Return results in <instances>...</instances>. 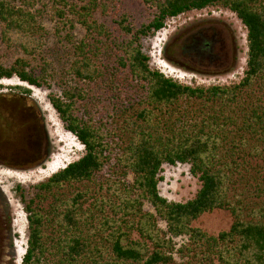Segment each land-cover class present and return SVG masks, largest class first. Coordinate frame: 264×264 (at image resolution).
Masks as SVG:
<instances>
[{
  "label": "trees",
  "instance_id": "1",
  "mask_svg": "<svg viewBox=\"0 0 264 264\" xmlns=\"http://www.w3.org/2000/svg\"><path fill=\"white\" fill-rule=\"evenodd\" d=\"M45 1L53 2L50 18L70 29L67 71L74 86L49 63L38 67L29 60L48 33L41 24ZM80 1L81 11L67 0H0L1 41L30 57L9 65L0 60V80L16 77L49 90L64 129L84 149L77 160L32 184L31 197L25 199L26 190L17 186L29 231L21 264H48L49 254L59 258L56 264H264V0H142L147 13L141 19L122 0ZM34 3L44 8L33 9ZM216 5L235 13L247 31L246 69L239 82L193 86L151 67L146 39L182 13ZM96 10L110 17L108 27L93 17ZM67 13L86 28L78 42ZM209 29L216 40L206 37ZM226 48L220 30L209 27L183 38L177 55L164 53L170 62L200 72L178 54L198 64L226 53L235 61ZM58 80L64 83H58L59 94L53 91ZM92 82L107 88L100 107L84 85ZM22 89L30 94V88ZM178 163L190 165L200 181L185 202L168 200L158 188L163 165ZM105 169L116 176L98 180L108 195L82 210L89 193L79 185L92 183ZM120 173L132 175V181L125 183ZM145 202L153 211L144 210ZM215 209L233 214L228 230L211 235L191 225Z\"/></svg>",
  "mask_w": 264,
  "mask_h": 264
},
{
  "label": "rangeland",
  "instance_id": "2",
  "mask_svg": "<svg viewBox=\"0 0 264 264\" xmlns=\"http://www.w3.org/2000/svg\"><path fill=\"white\" fill-rule=\"evenodd\" d=\"M67 1L77 6L78 10L81 11L79 7L83 4V1ZM122 1V6L131 14L133 10H136L134 15L137 19H141L143 15H146L147 11L142 0ZM45 2L47 7L44 14L46 15L41 19V24L48 33L39 53L30 58L17 49L7 48L1 41L0 36V60L9 65L17 57H28L31 63L38 67L47 62L58 73L62 81L74 86L77 82L67 71L72 59L70 56L72 49L65 36L70 29L68 27L62 28L57 18H50L53 14V2ZM32 8H40L42 10L44 7L42 3H34ZM65 10H67V7ZM67 15L69 18H73L74 28L70 32L74 36V41L78 42L85 37L86 28L78 23L73 15L69 13ZM93 17L98 22L107 24L108 27L109 16L103 15L99 10H96L93 13ZM209 27L220 30L221 34L226 38L224 39L227 51H230V49L234 51L235 61H233V55L231 54L232 56L230 57V54H228L223 58L225 63L222 67L211 70V68L204 66V69H201L202 67L198 63L190 59L184 60L178 54V58L191 65H197L202 72H194L169 61L166 57L167 53H164L165 49L172 50L170 55L175 56L183 38L194 34L199 29ZM1 28L2 22L0 21V34ZM246 36V28L236 14L227 8L216 5L201 10H191L170 19L164 28L157 31L153 37L146 39L144 44L150 53V65L152 68L181 83L207 87L214 84L230 85L240 81L246 69L248 50ZM232 63V69L221 71L224 68H228V65ZM62 81H53V91L58 94L61 90L58 83ZM84 85L88 90V94L93 95L94 104L100 107L102 105L101 98L104 97L106 99V93L102 89L107 88H105L103 83L99 82ZM22 87L30 88V94H26ZM48 92L49 90L46 88L28 86L16 77L0 80V208L2 211L5 210L4 213L9 216V229L11 230L10 239L5 242V252L2 257V248L0 247V264H21L27 247L28 221L24 211V203L21 201L20 191L17 190V186H21L24 192L26 190L24 193L25 199L29 198L32 196V190H30L31 192L27 190L32 184L45 180L53 172L77 160L84 153L83 146L76 137L64 129L57 112L47 98ZM40 158L44 160L41 165L37 164L33 165V167L26 165ZM110 173L109 170L105 169L92 183L79 185L80 188L87 189L89 193L82 202V210L91 208L94 198L101 196L104 198L108 195L106 185L99 188L101 182L98 180L106 181L108 178L112 181L115 180L116 176L111 177L109 176ZM159 176V192L163 197L171 201L185 202L194 197L200 187V181L190 173V165L186 163L164 164ZM120 177L125 183L132 181V175L130 174L124 177V173H120ZM47 204L48 201L44 202L42 207L48 208ZM144 210L153 211V208L148 202H145ZM105 213L110 218L113 217V212L109 207H106ZM98 214V212L95 213V216ZM233 220L234 217L230 210L215 209L203 213L191 225L201 228L208 234L217 235L222 230H228ZM159 224L162 228H165L164 222L160 221ZM137 236V232L133 231L131 233L132 238H137ZM184 240L185 238L181 237L177 238L176 242L180 244ZM47 259L48 264H56L59 258L49 254ZM181 261L179 259L176 260V262Z\"/></svg>",
  "mask_w": 264,
  "mask_h": 264
},
{
  "label": "flooded vegetation",
  "instance_id": "3",
  "mask_svg": "<svg viewBox=\"0 0 264 264\" xmlns=\"http://www.w3.org/2000/svg\"><path fill=\"white\" fill-rule=\"evenodd\" d=\"M204 31H206V30H204ZM209 31L210 30L205 32L207 34L206 37H210V38H213L214 40H216L218 36L217 35H212L213 32L210 31V33H209ZM222 37L225 38L223 35H222ZM230 51H231V49H230ZM226 55H228V53H226L224 56H226ZM231 56L232 55L230 54V57ZM182 58L184 60L190 59V57H188L186 53L185 54L182 53ZM223 58H221V59L219 58V59H216V60H213V61L211 60L210 62L207 59H205V61H201L199 65L202 67L201 69H204V66L211 68V70L218 69V68H220V66L222 67L224 65V63H225V60ZM189 70H191V69H189ZM192 71H194V70H192ZM194 72H198V71H194ZM4 212H5V210L2 211V209L0 208V247L2 248L1 257L4 256L5 242L10 239L9 236H10V232H11V230L9 229V225H10L9 216L6 215Z\"/></svg>",
  "mask_w": 264,
  "mask_h": 264
}]
</instances>
